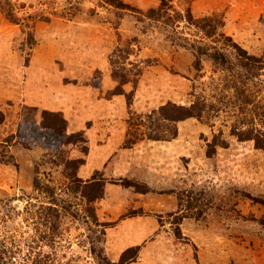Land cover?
Listing matches in <instances>:
<instances>
[{
	"label": "rangeland",
	"instance_id": "1",
	"mask_svg": "<svg viewBox=\"0 0 264 264\" xmlns=\"http://www.w3.org/2000/svg\"><path fill=\"white\" fill-rule=\"evenodd\" d=\"M0 110V264H264V0H0Z\"/></svg>",
	"mask_w": 264,
	"mask_h": 264
},
{
	"label": "trees",
	"instance_id": "2",
	"mask_svg": "<svg viewBox=\"0 0 264 264\" xmlns=\"http://www.w3.org/2000/svg\"><path fill=\"white\" fill-rule=\"evenodd\" d=\"M151 12H152V10H151ZM189 115H186V116H190V115H194V114H192V113H188ZM59 115V114H58ZM34 116V118H35V114L33 115ZM4 122V116H3V113L1 112V110H0V124H2ZM29 122H30V120H26V119H24L23 120V124H25V126L27 125V128L25 129V127H23V128H21V127H19V130H17L16 131V133H18V140H19V142L20 143H22V141L23 142H26L25 141V138H26V136H27V138L29 137V139L30 140H32V138H31V136H30V134L29 133H25L24 131H26V130H28V125H29ZM65 123V122H64ZM38 124V123H37ZM36 123H35V120H34V125H37ZM38 126H39V128L40 129H43V127H45L44 125L43 126H41V125H39L38 124ZM64 127H66V123L64 124ZM38 128V129H39ZM33 130H37L34 126H33ZM154 139H157V140H159V139H165L164 137H162L161 135H156L155 137H153ZM248 138H251V139H253L254 140V144H255V147H257V148H260V149H262V150H264V133H257V134H254V133H252L251 134V137H248ZM135 140V139H134ZM134 140H132V141H130L129 139H127V142H125V144L126 145H130V144H133L135 141ZM82 162V161H81ZM81 162H79V163H81ZM113 264H117V263H113ZM119 264V263H118Z\"/></svg>",
	"mask_w": 264,
	"mask_h": 264
},
{
	"label": "crops",
	"instance_id": "3",
	"mask_svg": "<svg viewBox=\"0 0 264 264\" xmlns=\"http://www.w3.org/2000/svg\"><path fill=\"white\" fill-rule=\"evenodd\" d=\"M44 107H49L50 108V105L49 106L44 105Z\"/></svg>",
	"mask_w": 264,
	"mask_h": 264
}]
</instances>
